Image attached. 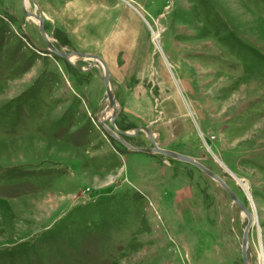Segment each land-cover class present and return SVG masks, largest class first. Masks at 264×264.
<instances>
[{
    "label": "rangeland",
    "instance_id": "rangeland-1",
    "mask_svg": "<svg viewBox=\"0 0 264 264\" xmlns=\"http://www.w3.org/2000/svg\"><path fill=\"white\" fill-rule=\"evenodd\" d=\"M124 1L145 37L99 49L117 59L115 127L148 126L159 148L220 176L254 216L249 264H264V0ZM21 6L0 0V264H242L247 219L227 193L190 164L109 136L93 61L46 52ZM46 22L54 47L86 53ZM118 137L151 147L143 131Z\"/></svg>",
    "mask_w": 264,
    "mask_h": 264
},
{
    "label": "crops",
    "instance_id": "crops-1",
    "mask_svg": "<svg viewBox=\"0 0 264 264\" xmlns=\"http://www.w3.org/2000/svg\"><path fill=\"white\" fill-rule=\"evenodd\" d=\"M46 24L65 35L69 47L98 55L105 64L117 59L102 57L112 51L142 46L145 31L141 14L124 0H37ZM114 51V53H115ZM101 55V56H100Z\"/></svg>",
    "mask_w": 264,
    "mask_h": 264
},
{
    "label": "water",
    "instance_id": "water-1",
    "mask_svg": "<svg viewBox=\"0 0 264 264\" xmlns=\"http://www.w3.org/2000/svg\"><path fill=\"white\" fill-rule=\"evenodd\" d=\"M24 0H21V4L23 5ZM22 7V6H21ZM22 11L25 16L27 17H33L36 21L39 23V32L40 35L46 45V52L49 54L63 60L70 62V59L73 57H78V58H84V59H89L92 60L93 63L90 64V66L87 68L91 69L92 67L97 66L99 74L102 77L104 89H105V94L107 97V108L106 111L112 109V114L109 117L110 121V127H108L105 123H101V128L111 137L117 139L128 151L132 153H142V154H148V155H153V154H159L164 157H168L177 161H181L187 164H190L197 169H199L201 172H203L205 175L216 181L221 188L227 193L228 197L230 200L235 204V206L242 212V214L246 217L247 219V224L243 230L242 234V241H241V262L242 264H249L248 258H247V241H248V234L249 230L253 224L254 221V216L250 212V210L238 199V197L233 193V191L225 184V182L221 179L220 176L216 175L212 171L208 170L205 168L203 165L200 163L196 162L194 159L181 155L175 152L167 151L164 149H161L157 146L155 136L153 132L149 129L148 126H143L136 128L133 132H124V131H119L115 127V119H116V104H115V98L114 95L111 92L110 89V82H109V71L107 68V65L105 62L102 60L101 57L98 55L94 54H88V53H80L76 51H71L68 53H64L60 50H58L56 47H54L49 38L46 36L45 31H44V17L42 12H39L38 15L34 13L27 12L24 8H22ZM79 71H84L82 68H78ZM140 131H143L146 135L147 138L151 144L150 148H145V147H133L130 144H128L125 140L120 139L118 135L122 137H135ZM117 135H115V133Z\"/></svg>",
    "mask_w": 264,
    "mask_h": 264
},
{
    "label": "bare ground",
    "instance_id": "bare-ground-1",
    "mask_svg": "<svg viewBox=\"0 0 264 264\" xmlns=\"http://www.w3.org/2000/svg\"><path fill=\"white\" fill-rule=\"evenodd\" d=\"M28 0H24V2H23V5H22V8H24L25 10H26V8H27V6H28ZM43 14V13H42ZM30 18H33V17H30ZM158 38H159V35H158V33H155V32H153V41L156 43V47H158L159 48V46H158V44H157V42H158ZM95 67H97V66H95ZM98 69V68H97ZM111 111H112V109H110V110H108V112L107 113H111ZM106 113V114H107ZM105 114L103 115V117L99 120V126H101V123H105L104 121H105ZM109 117V116H108ZM115 133V132H114ZM115 135H117L116 133H115ZM263 259V255L261 254L260 255V261Z\"/></svg>",
    "mask_w": 264,
    "mask_h": 264
},
{
    "label": "flooded vegetation",
    "instance_id": "flooded-vegetation-1",
    "mask_svg": "<svg viewBox=\"0 0 264 264\" xmlns=\"http://www.w3.org/2000/svg\"><path fill=\"white\" fill-rule=\"evenodd\" d=\"M137 135H138V134H137ZM137 135H136V136H137ZM136 136H135V137H136ZM126 138H127V137H126ZM128 138H130V137H128Z\"/></svg>",
    "mask_w": 264,
    "mask_h": 264
}]
</instances>
